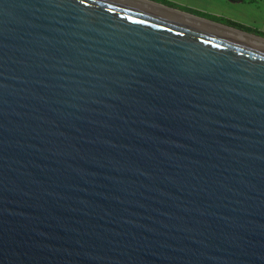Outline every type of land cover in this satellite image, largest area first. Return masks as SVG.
I'll return each mask as SVG.
<instances>
[{"label": "water", "instance_id": "obj_1", "mask_svg": "<svg viewBox=\"0 0 264 264\" xmlns=\"http://www.w3.org/2000/svg\"><path fill=\"white\" fill-rule=\"evenodd\" d=\"M160 6L0 0V264H264V38Z\"/></svg>", "mask_w": 264, "mask_h": 264}, {"label": "rangeland", "instance_id": "obj_2", "mask_svg": "<svg viewBox=\"0 0 264 264\" xmlns=\"http://www.w3.org/2000/svg\"><path fill=\"white\" fill-rule=\"evenodd\" d=\"M178 8L190 9L210 16L224 18L264 33V0L234 3L230 0H156Z\"/></svg>", "mask_w": 264, "mask_h": 264}, {"label": "trees", "instance_id": "obj_3", "mask_svg": "<svg viewBox=\"0 0 264 264\" xmlns=\"http://www.w3.org/2000/svg\"><path fill=\"white\" fill-rule=\"evenodd\" d=\"M151 1H154V2L162 4L164 6H167V7H170V8H174V9H177V10H180V11H183V12H186V13H189V14L204 18V19H208L210 21H213V22H216V23H220V24L232 27V28H236L238 30H241V31H244V32H247V33H250V34H253V35H256V36L264 38V33L263 32H261V31H259L257 29H253V28L244 26L242 24L236 23L234 21H230V20H227V19H224V18H220V17H216V16L206 15L204 13H200V12L193 11V10H190V9L178 8L176 5H174L172 3H168V2H158L156 0H151ZM232 1H234L236 3L239 2V1H242V2L246 3V2H252V1H255V0H232Z\"/></svg>", "mask_w": 264, "mask_h": 264}, {"label": "bare ground", "instance_id": "obj_4", "mask_svg": "<svg viewBox=\"0 0 264 264\" xmlns=\"http://www.w3.org/2000/svg\"><path fill=\"white\" fill-rule=\"evenodd\" d=\"M144 3H147V4H150V5H153V6H156V7H159V8H162V9H165L164 7H162V6H160V4L159 5H157V4H154V3H148V2H146L145 0H142ZM166 10V9H165ZM181 15V14H180ZM183 16H185V15H183Z\"/></svg>", "mask_w": 264, "mask_h": 264}]
</instances>
